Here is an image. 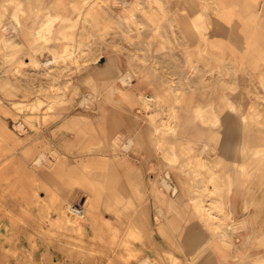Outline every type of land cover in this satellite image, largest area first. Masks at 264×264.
Instances as JSON below:
<instances>
[{
	"label": "rangeland",
	"instance_id": "rangeland-1",
	"mask_svg": "<svg viewBox=\"0 0 264 264\" xmlns=\"http://www.w3.org/2000/svg\"><path fill=\"white\" fill-rule=\"evenodd\" d=\"M213 6L0 0V264H216L203 247L212 238L228 244L225 252L212 249L216 256L244 251V264H264V13L251 19L255 37L227 41L215 34ZM252 41L259 49L246 51L243 43ZM226 42L235 49H223ZM107 108L125 113L111 140L85 144L64 126L72 114L96 121ZM141 129L147 144L124 148ZM184 142L190 154L168 155ZM146 148L153 159L141 157ZM19 151L30 160L26 170L47 177L40 186L25 180L26 203L39 219L20 227L5 216L16 182L6 172L20 169L18 158L8 157ZM93 156L118 165L126 159L136 172L127 180L122 167L118 175L83 166ZM166 171L169 188L161 183ZM222 173H232L243 193L235 196L243 204L238 218L226 210L227 184L216 180L228 176ZM172 196L182 204L169 202ZM197 203L213 206V219ZM217 219L230 239L211 229Z\"/></svg>",
	"mask_w": 264,
	"mask_h": 264
},
{
	"label": "crops",
	"instance_id": "crops-1",
	"mask_svg": "<svg viewBox=\"0 0 264 264\" xmlns=\"http://www.w3.org/2000/svg\"><path fill=\"white\" fill-rule=\"evenodd\" d=\"M214 2V14L212 15L213 18H215L216 24H215V34L221 35L222 38H225L227 41H229V36L234 37L235 35H245L246 38L250 36H256L258 32L254 29L256 25L252 22L251 19H255L260 13H264V0H212ZM55 14H59L61 16H67L66 13L63 11H57ZM260 20H263L259 25L264 27V15H262V18ZM256 23V22H255ZM255 25V26H254ZM264 31V30H263ZM245 41V40H244ZM246 44V51H254L259 49L256 41L252 42H246L243 43ZM226 46H222L225 50H233L232 46H229V44H225ZM124 111H117L113 108H107V110H99V114L97 116V120H87L83 117L79 116L78 114H72L69 116V118L65 121L64 126L69 128H74L77 136V140H80L81 142L85 144H90V142L97 140V142H106L108 140H111L109 137L118 130L119 124L123 123L125 121V118L123 117ZM126 112V111H125ZM127 113V112H126ZM97 134H96V133ZM141 132L143 134L144 139V145L147 144V137L145 136L144 132L141 129ZM131 134V133H130ZM133 134V132H132ZM143 154L141 157H146L153 159L149 150L143 149ZM141 152V153H142ZM18 158V163L20 164V169L18 172H14L12 170H9L6 172V175L9 178L15 179V184L13 183L11 187V195L7 197L5 200L6 203V217L10 219H15L20 221L18 223V227H20L21 221H28L29 225H32V222H35L39 219V215L37 214V207L34 206L33 208H30L27 205V197L25 195V190L29 182L25 181L27 179H33L34 184L41 185L42 180L47 178L45 176L46 173L38 169L33 170H26V167L29 166L30 160H28L26 157H24L21 152L19 151L17 155H9L8 159ZM89 158H85L82 160L83 166H88L90 168L96 166H99L101 168H107L111 172L121 175L122 172H120L119 167H122L125 173V176L128 180V176L131 174H135V165L127 166L128 160L121 159L119 165L115 162L114 159H108L106 156H93ZM153 163V161L149 160V163ZM229 168V167H227ZM227 171L229 169H226ZM167 172V171H166ZM230 172V171H229ZM16 173V175L14 174ZM232 174V173H231ZM245 175V174H244ZM247 177V175H245ZM233 188L230 192V210L234 214L235 217H239L241 215L240 212H243V204L242 201L238 200V195H243V193L238 189V181L235 180L236 177L233 176ZM178 189V187H177ZM176 189V190H177ZM94 189L93 195L96 196L95 200H90L91 203L94 205L97 201V191ZM132 191V188L130 189ZM132 194V193H131ZM248 194V193H247ZM40 196H43L40 194ZM92 196V194H91ZM237 196V197H235ZM246 196V194H245ZM243 198V202H245L246 205V198ZM166 199V195L164 196ZM173 200L177 203H181L179 199L176 198V196H172ZM30 199H28L29 201ZM92 205V206H93ZM247 206V205H246ZM165 209H167L166 206L163 205ZM91 209V207H90ZM182 220V219H181ZM179 223L173 222V226L177 228V225ZM181 224V223H180ZM179 224V226H180ZM194 232H196L194 230ZM199 237V233H194V240L197 242V245H199V242L201 243L203 240ZM199 246L196 247V249ZM195 249V250H196ZM211 250V253L213 254V258L216 264H244L243 261L246 259V253L244 251L240 252H233L228 251L225 254L219 253L218 256L214 253L212 248H209ZM195 252V251H194ZM242 262V263H241Z\"/></svg>",
	"mask_w": 264,
	"mask_h": 264
},
{
	"label": "bare ground",
	"instance_id": "bare-ground-1",
	"mask_svg": "<svg viewBox=\"0 0 264 264\" xmlns=\"http://www.w3.org/2000/svg\"><path fill=\"white\" fill-rule=\"evenodd\" d=\"M102 1V0H101ZM18 7V6H17ZM73 7H75V3H74V6ZM18 9H16V11H17ZM251 40V39H250ZM46 61H49V60H45V62ZM119 75V79H120V83L121 82H125V81H123V80H125L126 79V74L125 73H119L118 74ZM126 81H128V80H126ZM126 83V82H125ZM130 89V88H129ZM132 94H135V91H130ZM140 96L141 97H143V95L142 94H140ZM144 98V97H143ZM25 100V99H24ZM27 100V99H26ZM144 100V104L145 105H147V104H149V100L148 99H146V98H144L143 99ZM155 112H156V110H155ZM214 112V111H213ZM213 112H212V114H213ZM152 114V113H151ZM150 114V115H151ZM214 115H215V113H214ZM211 117V116H210ZM217 117V116H216ZM217 119V118H216ZM214 120V119H213ZM218 120V123H219V119H217ZM217 122V121H216ZM215 123V122H214ZM213 123V124H214ZM17 129H21V128H19V125L17 124ZM240 136V135H239ZM110 137H113V134L110 136ZM109 137V138H110ZM116 137H114V139H115ZM240 138V137H239ZM134 141H138V142H140L142 145H144V139H143V134L142 133H140L139 131H134L133 132V134L131 133V135L129 136V137H127V138H125V140L122 142L123 143V147L124 148H128V147H130V145L132 144V142H134ZM238 145V144H237ZM169 150V152L167 151V153H168V155H171V157L172 158H174L175 160H177L180 156V153H188L187 151H189V152H192V150H193V146H192V144H188L187 142H184V143H182L181 145H180V147H179V149H178V151H175L174 150V148H173V146L172 147H170V149H168ZM188 154H190V153H188ZM188 156V155H187ZM191 156H193V155H191ZM214 162H218V160H215ZM207 166H209V165H207ZM213 166V165H212ZM211 167V166H210ZM213 168V167H212ZM192 169V168H191ZM216 169V168H215ZM199 170V169H198ZM212 171V173H213V170H211ZM216 173V172H215ZM223 174V173H222ZM223 175H228V176H223V177H221V176H218V178H216L215 176V178H216V180L220 183V181H221V179L223 180V183H224V185H226V189H225V187L223 188L224 189V191H225V193H223L222 195H223V199H224V197L226 198V205H228L227 206V208H226V210L228 211L229 210V212H231V210H230V191H232V188H233V177H232V174H226V173H224ZM246 175V174H245ZM165 176H167L169 179L167 180V179H165V178H163V177H161V183L166 187V188H169L170 186H171V180H170V175H169V173L168 172H165ZM248 176H251V175H249L248 174ZM246 177V176H245ZM252 177V176H251ZM214 178V179H215ZM237 179V178H236ZM211 180H213V179H211ZM249 180H251V179H249ZM204 181V180H203ZM205 182V181H204ZM207 183V182H206ZM222 183V182H221ZM204 185H205V183H203ZM216 185V184H215ZM218 186L219 185H217V188H218ZM221 186V185H220ZM212 187V186H211ZM215 187V186H214ZM206 188H207V186H206ZM213 188V187H212ZM221 188V187H220ZM219 188V189H220ZM172 189H174V186L172 187ZM215 189V188H214ZM208 190V189H207ZM196 192V191H195ZM197 194V193H196ZM207 194H208V192H207ZM206 194V195H207ZM221 194V193H220ZM198 195V194H197ZM200 195V194H199ZM208 196V195H207ZM202 198V197H201ZM191 199V198H190ZM195 199H199V197L198 198H196V196L195 197H193L192 198V200L194 201L193 203H196L195 201ZM206 200V199H205ZM213 200H215V199H213ZM191 201V200H190ZM199 201V200H198ZM169 202H171L172 204H175V203H177L176 201H174V200H170L169 199ZM218 203V202H217ZM80 205V206H79ZM219 205V204H218ZM197 207V209L199 210V212H200V214L202 215H204L205 213L208 215V216H212V214H213V210H212V208H213V206H206L205 204H198L197 203V205H196ZM81 207V204L80 203H77V204H75V208H80ZM195 207V206H194ZM215 210V209H214ZM226 211V212H227ZM230 214V213H229ZM231 214H232V212H231ZM197 216H199V214H197ZM207 216V217H208ZM216 216V215H215ZM214 216V217H215ZM204 217V216H203ZM206 217V216H205ZM217 217V216H216ZM220 217H221V215H220ZM200 218V217H199ZM202 218V217H201ZM212 218V217H211ZM218 218V217H217ZM205 219H207V218H205ZM213 219V218H212ZM215 219V218H214ZM223 218H221V220H222ZM234 220V219H233ZM208 221V220H207ZM212 221V220H211ZM210 221V222H211ZM214 221V220H213ZM217 222H218V219L216 220V224H212L211 225V229H216V227H220V223H218L217 224ZM205 223H206V221H205ZM224 223V222H223ZM208 225V224H207ZM222 225V224H221ZM206 228V227H205ZM204 228V229H205ZM226 228H228V227H226ZM221 233H223L224 235H226V237H228L229 238V234L227 233V229H222L221 227H220V230H219ZM225 237V236H224ZM202 239V238H201ZM230 239V238H229ZM225 240H226V238H225ZM216 241V239H214V238H212V239H210L209 241H207L206 243H203L204 244V246L203 247H211L212 249H214L215 251H217V252H225V250L227 249L226 248V246H228V244H226L227 242H225V243H220V244H218V243H216L215 242ZM218 241V240H217ZM202 244V245H203ZM197 245V244H196ZM201 245V244H200ZM199 246V245H198ZM202 247V246H201ZM201 247H199V248H201ZM199 248H198V250H199ZM209 250V249H208ZM194 251V250H193ZM202 252V251H201ZM193 256V255H192ZM188 261V260H187ZM143 262H144V260H142V261H140V264H143Z\"/></svg>",
	"mask_w": 264,
	"mask_h": 264
},
{
	"label": "water",
	"instance_id": "water-1",
	"mask_svg": "<svg viewBox=\"0 0 264 264\" xmlns=\"http://www.w3.org/2000/svg\"><path fill=\"white\" fill-rule=\"evenodd\" d=\"M103 56H100L99 58H98V61H102L103 60ZM148 97H150V96H148ZM176 191V186H174V189H172V193H174Z\"/></svg>",
	"mask_w": 264,
	"mask_h": 264
}]
</instances>
